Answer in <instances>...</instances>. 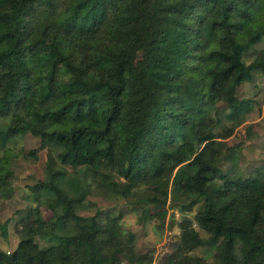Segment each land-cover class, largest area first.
Returning a JSON list of instances; mask_svg holds the SVG:
<instances>
[{
    "label": "trees",
    "instance_id": "16d2710c",
    "mask_svg": "<svg viewBox=\"0 0 264 264\" xmlns=\"http://www.w3.org/2000/svg\"><path fill=\"white\" fill-rule=\"evenodd\" d=\"M263 37L264 0H0V147L41 139L30 155L49 151L36 189L52 212L22 221L47 247L28 237L0 264H154L133 242L113 252L105 232L121 216L92 195L156 206L162 224L169 207L197 208L207 237L184 218L164 264H264V173H225L234 148L212 132L245 120L238 88L264 74V51L245 55ZM10 163L0 157L6 198Z\"/></svg>",
    "mask_w": 264,
    "mask_h": 264
},
{
    "label": "rangeland",
    "instance_id": "374dc122",
    "mask_svg": "<svg viewBox=\"0 0 264 264\" xmlns=\"http://www.w3.org/2000/svg\"><path fill=\"white\" fill-rule=\"evenodd\" d=\"M263 51L264 37L245 55L246 61L251 62ZM238 97L252 103L251 108L244 114L245 120L241 124H235L229 119H223L220 125L212 128V132L218 141L234 148L231 157L221 164V168L242 182L254 176L257 171L264 173V74L254 72L252 79L238 88ZM40 146V138L27 134L7 142L3 148L0 147V157L11 162L9 168L13 172L10 179L12 197L6 198L0 194V248L8 253L13 252L19 242L28 237L34 238L41 247H47V244L22 227L23 219L36 207L41 209L45 219L52 217V212L44 205L36 189L37 182L46 178L49 151L40 150L37 158L30 155ZM150 196L167 200L170 204V197L157 189H151ZM88 199L104 213H111L112 217L121 216L117 226H109L105 232L113 252L123 253L133 242L138 252H151L154 255V264H164L179 242V223L186 217L193 220L194 227L202 236L207 237L194 220L197 208L192 212H184L169 207L166 221L162 224L156 215L160 211L156 206H134L125 200H107L97 195L89 196ZM95 210L82 211L80 215L94 217ZM5 223H8L6 234L3 231ZM193 254L204 257L208 262L213 261L212 249L199 248Z\"/></svg>",
    "mask_w": 264,
    "mask_h": 264
}]
</instances>
